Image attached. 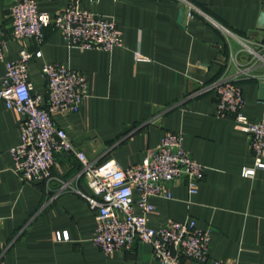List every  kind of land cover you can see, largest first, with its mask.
<instances>
[{
	"label": "crops",
	"instance_id": "crops-1",
	"mask_svg": "<svg viewBox=\"0 0 264 264\" xmlns=\"http://www.w3.org/2000/svg\"><path fill=\"white\" fill-rule=\"evenodd\" d=\"M17 1L0 0L8 61L18 59L23 46L12 38L8 17ZM36 1L55 16L70 0ZM195 3L205 15L188 18L178 0H82L84 7L116 20L123 45L81 49L48 27L42 44L25 41L35 53L29 78L33 93L45 95L43 64L60 62L86 74L88 97L80 109L54 117L91 158L112 157L127 168L141 163L166 131L182 132L185 148L205 165V175L194 194L185 180H176L171 198L152 197L150 225L195 219L198 227L211 231L209 260L203 264H264V169L243 174L255 165L248 134L234 116L218 115L215 91L189 95L224 75H237L235 67L226 69L230 47L220 25L264 42V0ZM4 73L5 62H0V76ZM237 82L244 113L250 120L263 118L264 80L239 77ZM21 141L22 116L0 99V264H161L147 242L104 253L93 242L96 212L81 194L59 192L62 180L79 172V160L60 153L51 180L26 181L12 166L11 149ZM74 184L91 193L84 179ZM135 209L141 212L138 205ZM64 231L69 238L58 239ZM183 264L199 263L184 258Z\"/></svg>",
	"mask_w": 264,
	"mask_h": 264
},
{
	"label": "built area",
	"instance_id": "built-area-1",
	"mask_svg": "<svg viewBox=\"0 0 264 264\" xmlns=\"http://www.w3.org/2000/svg\"><path fill=\"white\" fill-rule=\"evenodd\" d=\"M178 1L188 18L205 15L195 0ZM8 17L12 38L23 45L18 59L6 60L7 39L0 25V62H5V73L0 76V99L22 116V141L11 149L14 171L26 181H49L57 155L73 154L80 162V170L73 178L62 180L59 192L71 190L81 194L96 212L93 242L104 253L132 250L137 242H147L161 264H183L184 258L199 264L207 262L210 229L198 227L195 219L185 222L173 219L158 227L149 223V214L155 208L152 197L171 198V185L176 180H185L189 192L194 194L205 175V165L185 148L182 132L166 131L162 141L148 150L141 163L124 168L112 157L102 160L89 157L55 121V114L78 111L88 97V79L83 71L60 62L45 63L41 71L46 94L33 93L29 64L35 53L26 48L25 41L32 39L40 45L45 40V29L53 27L73 46L112 50L123 45V32L116 20L84 7L82 0H70L67 8L55 16L41 10L36 0H18L10 6ZM220 29L230 47L224 60L226 69L235 67L237 75H224L189 95L207 90L216 92L218 115L234 116L237 127L248 134L255 165L245 168L243 174L251 176L257 169H264V117L250 120L244 113V94L237 79L264 80V71H259L264 68V42L227 26L220 25ZM80 179L87 182L91 193L75 186L74 182ZM57 238L68 239V231L58 232ZM213 264L239 263L214 260Z\"/></svg>",
	"mask_w": 264,
	"mask_h": 264
},
{
	"label": "water",
	"instance_id": "water-1",
	"mask_svg": "<svg viewBox=\"0 0 264 264\" xmlns=\"http://www.w3.org/2000/svg\"><path fill=\"white\" fill-rule=\"evenodd\" d=\"M182 15H183V11H182V13L180 15V18L182 17ZM262 20L264 21V14H263V19ZM261 90H262V93H264V83L261 84Z\"/></svg>",
	"mask_w": 264,
	"mask_h": 264
}]
</instances>
